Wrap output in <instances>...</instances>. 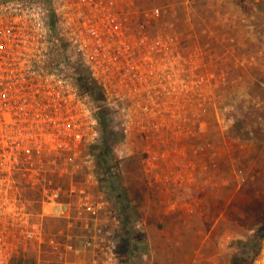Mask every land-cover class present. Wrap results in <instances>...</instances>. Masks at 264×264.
<instances>
[{"label":"built area","instance_id":"obj_1","mask_svg":"<svg viewBox=\"0 0 264 264\" xmlns=\"http://www.w3.org/2000/svg\"><path fill=\"white\" fill-rule=\"evenodd\" d=\"M135 12L124 0H0V264L80 253L77 224L88 232L108 204L94 193L102 111L118 162L144 156L148 173L178 165L183 177L206 117L230 124L236 82L208 46L186 45L161 6L146 12L157 32ZM93 245L87 235L82 248ZM91 264L122 263L112 251Z\"/></svg>","mask_w":264,"mask_h":264},{"label":"rangeland","instance_id":"obj_2","mask_svg":"<svg viewBox=\"0 0 264 264\" xmlns=\"http://www.w3.org/2000/svg\"><path fill=\"white\" fill-rule=\"evenodd\" d=\"M219 1L209 7H198L196 0H139L136 5L138 21L152 32H157L161 23L147 18L146 12L154 6L166 9L167 20L182 32L186 45L197 41L207 45V59L215 58L221 74L236 82L234 109L227 117L230 124L207 116L197 141L200 152L189 157L197 169H189L192 175L188 178L177 174L179 166L175 165L171 173H163V186L170 195L191 197L193 203L196 199L203 202L206 194L213 197L214 205H194L203 206L207 233L209 228H220L218 237L206 238L203 253H220L230 264H264V14L259 18L250 12L258 0ZM114 143L112 137L105 159L97 163L98 184L94 188L95 195L108 202L107 208L88 218V232L82 223L77 224L76 243L81 251L71 254V264H91L112 251L122 264H157L151 261L144 236L133 229L139 200L150 191L151 172H147L144 156L118 162L111 151ZM51 223V232L65 229L62 223ZM87 235L94 245L83 249ZM194 238L191 234L183 237L184 248L189 245L186 239L192 242ZM136 241L145 246L136 249ZM24 254L37 257L31 251ZM49 255L43 254L45 258ZM185 261L182 256V262L167 263Z\"/></svg>","mask_w":264,"mask_h":264},{"label":"crops","instance_id":"obj_3","mask_svg":"<svg viewBox=\"0 0 264 264\" xmlns=\"http://www.w3.org/2000/svg\"><path fill=\"white\" fill-rule=\"evenodd\" d=\"M124 1L137 10L134 14L138 13L136 5L139 4V0ZM196 1L198 7H209L214 3L220 2L219 0ZM263 1L261 0L260 3L258 0L250 10L252 13L259 14V18L264 14ZM150 175L154 182L149 180L147 186L150 191H146L139 200V206L137 207L139 209L134 216L136 222L133 229H136L135 232H140L141 236H144L146 247L151 255V261L157 264H170L167 263L168 260L177 261V259H181L182 262L183 256L186 264H221L222 262L230 264L229 259L222 260L223 257L221 258L222 254L220 255V253L214 255L203 253L204 246L207 244L206 238L218 237L220 228L216 231H213L214 227L209 228L210 230L207 233L205 228H203L206 220L203 217L205 213L203 206L200 210L199 207L194 205L204 203L214 205L213 197L206 194L203 196V202L201 203L197 201L198 199H196V203H193L194 201L191 197H174L168 193L169 189L163 186L162 173L155 171L151 172ZM190 234L196 238L192 242L186 239L189 245L184 248L185 240L183 237L190 236ZM197 237L200 239H197ZM139 241L134 243L136 249L137 247L145 246L144 244H139ZM225 250L223 251L226 252ZM224 255H227V253Z\"/></svg>","mask_w":264,"mask_h":264},{"label":"trees","instance_id":"obj_4","mask_svg":"<svg viewBox=\"0 0 264 264\" xmlns=\"http://www.w3.org/2000/svg\"><path fill=\"white\" fill-rule=\"evenodd\" d=\"M88 84V90L91 88L87 79L85 80ZM101 127L105 133L104 140L101 145L98 147V162L105 159L107 152L106 146L109 144L110 139L112 138L111 131L109 129V124L107 122L106 113L103 111L100 113ZM12 264H37V259L35 256H26L24 253L18 257H15L12 261Z\"/></svg>","mask_w":264,"mask_h":264}]
</instances>
